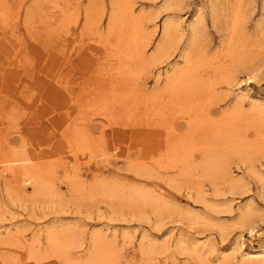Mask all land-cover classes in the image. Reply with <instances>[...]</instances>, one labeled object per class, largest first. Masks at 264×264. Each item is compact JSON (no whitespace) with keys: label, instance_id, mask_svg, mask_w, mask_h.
Wrapping results in <instances>:
<instances>
[{"label":"rangeland","instance_id":"obj_1","mask_svg":"<svg viewBox=\"0 0 264 264\" xmlns=\"http://www.w3.org/2000/svg\"><path fill=\"white\" fill-rule=\"evenodd\" d=\"M109 1L81 0L86 61L66 109L59 14L73 0H0V264H241L225 258L264 245V0H114L132 9L143 53L120 83L100 81L123 53ZM148 113L185 142H142ZM229 126L244 140L221 139ZM21 159L63 180L16 188L3 170Z\"/></svg>","mask_w":264,"mask_h":264},{"label":"bare ground","instance_id":"obj_2","mask_svg":"<svg viewBox=\"0 0 264 264\" xmlns=\"http://www.w3.org/2000/svg\"><path fill=\"white\" fill-rule=\"evenodd\" d=\"M118 3L119 2H116L114 0L109 1V15L106 24V33L107 35L110 34L112 36L118 35V38L120 39L119 41L123 46V53L119 56L116 55V60L112 64V70L109 73H106V76H102V78L100 79V81L102 82L106 81L111 83H120L122 81H127L129 76L127 74L130 72V67L134 65L135 61L141 62V60L143 59L141 48L137 45V36L135 34L136 18L133 16V11L132 9L127 7L121 8L122 6ZM80 5L81 0H73L72 4H65V6L60 10L59 14V21L61 23L64 34V39L62 41L63 44L61 52V65L64 71L62 97L66 109L70 108V97L72 95L70 80L73 77V72L78 73L77 65L82 66L86 61V55H84L83 53L84 51L80 50V48L77 46V39L79 35V24L77 23L79 20L78 11ZM84 21L91 22V15L88 13V11H84ZM196 27L197 26H195L193 30L196 29ZM175 33L176 32L174 31V34ZM162 34L164 36V39H167L169 34H171L168 26L163 25ZM166 42L167 40H164L163 45H161L158 49V52L161 55L165 54L167 51L168 47L166 46ZM85 50H88L90 52L95 51V49H92L90 47L86 48ZM153 60L154 57L150 59V62H152ZM75 62L76 64H74ZM190 72V68H188L187 70L177 71L166 80V85L172 87L171 91L180 88L184 83V79L189 76ZM212 76L219 77V74H214ZM239 103L242 104V100H239ZM187 125L186 130H188ZM142 126L144 129V133L142 134V142H185L186 140L185 133H162V124L160 122L153 121L149 113L146 116V119L143 122ZM223 127H225V125L219 126V128ZM228 128L229 129H224L223 132L225 134H221V139H231V141L233 139L232 142H241L244 140V138H242L240 135H234L236 131L233 130H236V127L233 129L231 128V126H229ZM221 132L222 131H219V133ZM256 138L262 140L264 139V136L257 133ZM206 140L209 142L212 141V139L209 138ZM66 148L70 153L74 155H76V153L81 149V147L76 146L75 144L71 145L69 142H66ZM201 155H205V153H201ZM24 163L25 161L23 159L16 162H11V164L3 170V172H7L8 175L12 178L11 181L16 188L31 184L37 191L41 189L54 190L56 182H61L63 180L61 176L56 175H37L36 173L27 170L24 166ZM171 167L176 175H183L189 170L186 159L183 156H176ZM249 232L251 234L254 233L253 227L249 228ZM5 235L13 240H19L20 238H22V234L19 232L15 235L7 232ZM47 239L51 245L52 251L55 254H59L64 249L62 243L54 240L51 236L47 237ZM243 246V243L238 242L236 248L237 251H240L241 253ZM204 247L205 245L199 246V248L202 249ZM208 248L211 249V251L215 252L214 245H210L208 246ZM235 254L236 253L228 256L229 258L225 259L228 261L240 262L241 264H264V245L261 243H258L256 246L250 247L249 252L245 253V255H241L240 259H237ZM95 264H112V262L97 261Z\"/></svg>","mask_w":264,"mask_h":264}]
</instances>
